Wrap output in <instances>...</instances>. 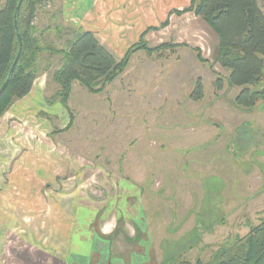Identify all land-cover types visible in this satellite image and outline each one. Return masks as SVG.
I'll return each instance as SVG.
<instances>
[{
	"label": "rangeland",
	"instance_id": "1",
	"mask_svg": "<svg viewBox=\"0 0 264 264\" xmlns=\"http://www.w3.org/2000/svg\"><path fill=\"white\" fill-rule=\"evenodd\" d=\"M258 2L264 12V0ZM189 6V0H50L38 7L33 24L51 29L45 39L57 49L80 31L93 33L117 62L140 41L170 46L131 53L124 72L97 95L73 83L66 108L45 103L61 57L42 55L38 104L20 111L12 105L0 120L7 254L45 253L49 227L76 219V211L49 205L64 200L73 209L78 196L97 206L109 194L130 197L147 225L137 238L151 246L154 264H215L264 222V101L249 109L233 104L240 89L227 84L229 71L215 62V34L180 17ZM187 37L189 46L181 44ZM197 80L203 97L194 102L189 94ZM255 90H264V79ZM112 206L121 219L125 203ZM62 246H53L54 256Z\"/></svg>",
	"mask_w": 264,
	"mask_h": 264
},
{
	"label": "trees",
	"instance_id": "2",
	"mask_svg": "<svg viewBox=\"0 0 264 264\" xmlns=\"http://www.w3.org/2000/svg\"><path fill=\"white\" fill-rule=\"evenodd\" d=\"M18 1L5 0L0 8V87L19 50L17 34L21 42L18 62L0 94V120L16 101L31 92L41 72L43 54L61 57L60 66L51 74L56 89L45 99V103H59L66 108L73 83L97 95L124 72L131 53L144 50L150 54L170 46L162 44L149 48L144 41H140L122 61L117 62L93 33L80 31L67 42L66 49H57L45 39L51 29H41L33 24L38 7L50 0H22L16 19V32L13 17ZM258 1L189 0V12L206 24L218 39L215 62L229 71L227 84L240 89L233 101L237 108H253L264 101V90H255L264 79V62L260 58L264 56V13ZM162 26H166V23ZM55 32L59 33V30ZM215 87L217 90L222 88L219 78L215 81ZM202 97L203 85L197 80L189 99L198 102ZM238 243L233 253L223 252L215 264H264V222L252 228Z\"/></svg>",
	"mask_w": 264,
	"mask_h": 264
},
{
	"label": "crops",
	"instance_id": "3",
	"mask_svg": "<svg viewBox=\"0 0 264 264\" xmlns=\"http://www.w3.org/2000/svg\"><path fill=\"white\" fill-rule=\"evenodd\" d=\"M259 7L261 8L260 4ZM180 17H187V21L191 24L192 22H198L201 24L202 31L208 32V27L195 17L192 12L186 13ZM191 24L189 25L191 26ZM178 31L181 32V28L176 30V32ZM176 32L173 31L175 35H177ZM175 35L171 39L175 38ZM186 36H188V33H186ZM189 42H191V39L187 37V39L185 38V40H182L181 44L189 46ZM216 42L218 45L217 37ZM34 87L35 82L31 92L25 98L13 104V110H31L33 109L32 106L36 105L35 103L38 104L39 97H42V88L40 85L36 88ZM1 132L2 130L0 131V135H2ZM124 189H127L126 185H124ZM0 194L4 195L1 191ZM125 197L126 194L122 193H118L114 197H111L109 194L108 198L104 200L105 205L97 206L92 199L89 198V201H86L78 196L77 205H75L73 209L66 208L64 200L57 205L51 206L50 204L49 206L52 207L54 211H61L62 213H64L63 210L65 212L66 210L76 211V219L72 220L70 216H68L67 219L62 220L57 227H54V225L50 226L51 228L49 227L50 234L47 236L49 242L47 245L48 250L45 253H35L31 252V249H29L20 255L16 253L14 255L7 254L4 244L6 219L5 217L4 219H0V243L2 244L0 248V264H7V259L16 260L18 264H154V255L152 254L154 251L151 249V246H145V241L138 240L137 238L139 233H144L147 225L142 219L140 212L135 214L136 209L132 208V205L129 203L130 197ZM115 200L125 203L126 209H122L121 219L118 218L116 207L112 206ZM51 202H53V200ZM73 204H75V200ZM110 206H112L113 209ZM0 210L6 211L7 205L4 203L0 204ZM66 216L65 214V217ZM73 222L76 224H73ZM128 226H131V233L127 228ZM54 228L57 229L55 230ZM119 235H123L122 241L119 239ZM66 243L69 244V246L66 252H64L65 248L63 246ZM71 243L72 246L70 245ZM127 243H129L128 247L124 245L122 246L123 248H120L121 244ZM55 244L58 246L63 245L61 247L63 251L59 250L58 256H54L55 251L53 248L55 247L53 246Z\"/></svg>",
	"mask_w": 264,
	"mask_h": 264
},
{
	"label": "water",
	"instance_id": "4",
	"mask_svg": "<svg viewBox=\"0 0 264 264\" xmlns=\"http://www.w3.org/2000/svg\"><path fill=\"white\" fill-rule=\"evenodd\" d=\"M21 2H22V0H19L18 1L17 5H16V8H15V12H14V17H13L14 18V21H13V23H14V29H15L16 32H17V20L16 19H17V14H18L19 9H20V6H21ZM17 38H18V41H19V50H18L17 55H16V57H15L12 65H11V67L9 69V72L7 74V77H6L5 81L3 82V84L0 87V94L2 93V91L4 90V88L6 87L8 81H9V79L11 77V74H12V72H13V70H14L17 62H18L19 56H20V52H21V42H20V37H19L18 34H17Z\"/></svg>",
	"mask_w": 264,
	"mask_h": 264
}]
</instances>
